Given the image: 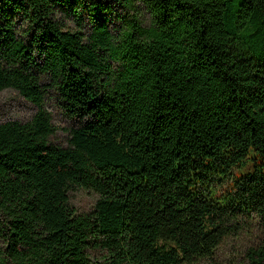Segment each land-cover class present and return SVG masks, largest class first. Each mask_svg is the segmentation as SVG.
Returning <instances> with one entry per match:
<instances>
[{"label": "trees", "instance_id": "obj_1", "mask_svg": "<svg viewBox=\"0 0 264 264\" xmlns=\"http://www.w3.org/2000/svg\"><path fill=\"white\" fill-rule=\"evenodd\" d=\"M5 89L35 112L0 123V264H218L249 225L264 264V0H0Z\"/></svg>", "mask_w": 264, "mask_h": 264}, {"label": "rangeland", "instance_id": "obj_2", "mask_svg": "<svg viewBox=\"0 0 264 264\" xmlns=\"http://www.w3.org/2000/svg\"><path fill=\"white\" fill-rule=\"evenodd\" d=\"M104 1L110 3L111 0ZM119 11V7L113 5L108 22L111 30H114L115 26L119 24L116 16ZM143 20L144 22L147 21V15L143 17ZM44 104L51 114L53 125L56 127L50 141L58 146L67 147L70 130L75 128L77 123L64 113L54 94H49ZM34 112L35 107L15 90L5 89L0 92V123L12 120L26 122ZM248 170L250 167L244 172ZM69 200L77 213H88L94 207L96 195L92 191L77 189L70 191ZM258 240L257 229L253 225L246 226L237 236L224 239L215 250L213 259L218 264H248L246 253L257 246ZM91 259L95 263H102V259L97 253H93ZM200 264H209V262L202 261Z\"/></svg>", "mask_w": 264, "mask_h": 264}]
</instances>
